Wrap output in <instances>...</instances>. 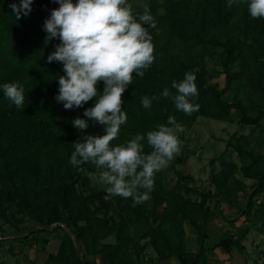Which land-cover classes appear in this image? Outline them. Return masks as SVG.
Returning <instances> with one entry per match:
<instances>
[{"label": "trees", "instance_id": "16d2710c", "mask_svg": "<svg viewBox=\"0 0 264 264\" xmlns=\"http://www.w3.org/2000/svg\"><path fill=\"white\" fill-rule=\"evenodd\" d=\"M12 3L19 5L20 0H0V60L16 59L0 74V234L13 220L17 232L26 234L19 241L40 237L47 244L55 234L61 243L47 264H144L149 249L160 262L207 264L208 250L203 245L209 223L224 218L221 205L239 209V216L252 229L264 233V141L254 148L245 135L227 144L240 159L242 178L234 175L230 164L229 170L215 177V191L197 193L199 199L189 197L193 190L186 183L194 179L185 173L178 174L169 191L163 187L161 173H156L150 199L135 206L131 197L115 195L112 200L106 191L86 193L90 175L99 171L91 163L71 165L72 144L82 135H103L104 131L102 125L89 121L81 133L72 121L77 116L85 118L83 112L94 106L96 98L73 110L56 102L57 79L65 73L62 64L48 63L47 57L60 41L46 44L43 24L59 5L53 0H33L29 15L21 14L17 20L9 7ZM160 7L163 12L153 15L158 27L148 31L155 46L154 62L143 77L134 74L124 92L127 122L112 145L146 135L157 125L167 124L170 116L187 130L199 117L228 122L235 112L240 113L242 125L259 128L264 140V19L251 18L246 2L229 8L228 0H163ZM212 56H218L216 63L223 68V88L210 84L205 72L197 70L199 62ZM29 66L35 72L31 79ZM189 72L196 76L198 96L193 102L199 105L191 115L178 111L171 97L161 95L166 88L175 95L172 82L183 80ZM17 82L25 93L20 109L3 94L5 83ZM103 87L100 82L101 93ZM145 96L159 100L145 109L141 103ZM150 151L145 141V152ZM246 181L254 183L250 186ZM250 189L243 205L240 197ZM30 223L34 225L29 227ZM188 226L190 235L201 240L197 253L189 251ZM216 248L228 255L244 251L242 239L234 233L210 250Z\"/></svg>", "mask_w": 264, "mask_h": 264}, {"label": "clouds", "instance_id": "9594fccd", "mask_svg": "<svg viewBox=\"0 0 264 264\" xmlns=\"http://www.w3.org/2000/svg\"><path fill=\"white\" fill-rule=\"evenodd\" d=\"M59 5L51 10L44 21L47 44L59 39L55 51L48 55V63L58 62L64 75H59L57 103L65 110L82 108L95 99L92 107L85 109L83 117L77 116L72 125L83 133L93 125L103 126V135H82L72 144L74 151L70 164L95 165L100 179L110 185L109 193L122 198H132L133 206L150 199L156 173L168 167L174 156L181 151L179 133L185 131L182 124L170 116L167 124H159L146 135L137 134L124 144L112 145L118 138L121 126L127 122L122 109V96L135 76L143 77L144 70L154 62V44L148 27H155L154 17L145 7L143 14H133L128 0H53ZM246 2L253 19H264V0H228ZM33 0H20L19 5L9 7L17 20L29 15ZM194 73H186L184 79L172 82L173 95L166 88L161 95L171 97L178 111L187 115L199 110L193 102L198 96ZM103 82V92L98 84ZM3 94L17 109L25 102L24 87L17 83H5ZM159 97L145 96L141 103L145 109ZM145 141L151 148L145 152ZM144 191L141 192L140 190Z\"/></svg>", "mask_w": 264, "mask_h": 264}, {"label": "rangeland", "instance_id": "374dc122", "mask_svg": "<svg viewBox=\"0 0 264 264\" xmlns=\"http://www.w3.org/2000/svg\"><path fill=\"white\" fill-rule=\"evenodd\" d=\"M163 0H128V3L132 6V11L134 15L143 14L145 7L150 10V13L154 15L155 13L159 14L163 12L162 5ZM157 24H155L156 28ZM148 27V31L153 27L145 25ZM158 27V26H157ZM160 27L157 32L160 31ZM214 57V58H213ZM218 56L207 57L203 62H199V68L205 72L206 79L211 83H218L221 88L224 87V74L222 72L223 68L216 63V59ZM16 64V59H13L7 62L4 59L0 60V74L8 69L11 65ZM203 66V67H202ZM28 71V79L34 77L35 72L32 66L27 68ZM230 100L232 98L228 97ZM240 113L235 112L232 115V119L228 122H222L210 118L199 117L197 121L193 124L191 129H187L182 133H179V139L182 141L181 151L176 154L173 160L169 163L168 167L161 170V181L163 187L166 191H169L177 182L178 174L185 173L189 174L194 180L188 184L193 192L189 195L191 199H199L197 193H208L214 192L216 187L214 184L215 177H220L222 171L229 170V165H233V173L239 178H242V174L240 172V159L233 150V148L229 147L227 144L232 139L236 141L238 137L245 135L249 136V139L252 142V147H257L259 142H263V138L260 137V129L253 128L252 126L242 125L239 119ZM259 149V148H258ZM264 153V149H262ZM227 161V163H226ZM91 182L86 193L91 191H106L108 193L109 198L112 200L116 199V196L109 193L108 188L110 185L104 183L97 174H91ZM248 185H250V181H248ZM254 183V182H252ZM248 195H244L241 198V203L244 205L247 203L249 193L252 192L250 189L247 191ZM213 204V203H212ZM211 204V206H213ZM151 206V201L149 203ZM227 206V205H226ZM224 206L221 205V209ZM230 207V206H227ZM14 210V209H13ZM223 211V209H222ZM228 218L238 217V219H244V216H239L240 210L236 208V214H230L228 211H223ZM223 214V215H224ZM223 216H220L219 219H222ZM28 221H26L27 223ZM14 223V220L10 223L5 224V233L0 234V239L3 240L0 243L1 251H0V264H15L16 259L12 257L10 252V247H16V243H21L19 241L20 235L22 232H17ZM34 224H29V227ZM213 225V224H212ZM218 222L214 223V227L212 230H216ZM246 227L249 229L252 227L250 223H246ZM138 226H135L134 233L137 231ZM188 233L190 234L191 227H187ZM25 230V229H24ZM135 233V234H136ZM30 234V233H29ZM45 234H43L44 236ZM137 235V234H136ZM139 235V234H138ZM212 236H216V234H212ZM238 236V235H237ZM43 239H37L39 242ZM25 240V239H24ZM31 242L29 244L36 245L33 239H30ZM243 241V240H242ZM15 243V244H14ZM245 247L244 251H235L236 259L238 262L235 264H262L264 262V238L262 240L258 239L254 235L248 237L246 241L243 242ZM32 246V247H33ZM13 250V249H12ZM28 263V262H27Z\"/></svg>", "mask_w": 264, "mask_h": 264}, {"label": "crops", "instance_id": "0c3cea01", "mask_svg": "<svg viewBox=\"0 0 264 264\" xmlns=\"http://www.w3.org/2000/svg\"><path fill=\"white\" fill-rule=\"evenodd\" d=\"M247 184L248 181H246ZM253 181H250V186L253 184ZM222 208L225 212L228 211L231 215L236 214V208L233 207H227L226 205H223ZM221 209V210H222ZM224 214V213H223ZM231 220H235V222L232 223ZM218 222L219 225L216 227V230H212L214 223ZM213 224V225H212ZM245 232H248V234L245 236ZM208 239L204 242V248L208 250L206 253V262L207 264H235V262H238V259H236L235 251L232 252V254L228 255L226 254L222 249L216 248L214 250H210V248L214 247L222 238H224L226 235L230 233H234L238 235L237 237L241 238L242 244L244 245V241L248 239V237H251L254 235L258 239L262 240L264 238V233L261 232L259 229H252L246 227V221L244 219H238V217H232L228 218L226 214H224V218L219 219L215 218L213 219L209 225H208ZM216 234V236H212V234ZM187 239H188V248L190 252L197 253L201 248L200 238L193 237L189 233H187ZM31 241H21V243H14L16 247H10L9 254L16 259L15 264H47L48 256L50 254H54L57 252L59 246H60V239L53 234L49 238V242L47 244H42L39 242V240H34L36 245L29 244ZM33 246V247H32ZM13 249V250H12ZM1 251V246H0ZM239 253V251H238ZM28 262V263H27ZM144 264H177L176 260H170L169 262H160L154 251L149 249L148 253L146 255V258L144 260Z\"/></svg>", "mask_w": 264, "mask_h": 264}, {"label": "water", "instance_id": "95a60500", "mask_svg": "<svg viewBox=\"0 0 264 264\" xmlns=\"http://www.w3.org/2000/svg\"><path fill=\"white\" fill-rule=\"evenodd\" d=\"M84 263V262H83ZM85 264V263H84Z\"/></svg>", "mask_w": 264, "mask_h": 264}]
</instances>
